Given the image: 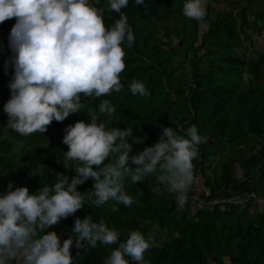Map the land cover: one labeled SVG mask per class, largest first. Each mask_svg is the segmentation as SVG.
<instances>
[{
    "label": "trees",
    "instance_id": "16d2710c",
    "mask_svg": "<svg viewBox=\"0 0 264 264\" xmlns=\"http://www.w3.org/2000/svg\"><path fill=\"white\" fill-rule=\"evenodd\" d=\"M205 1L207 16H212V20L197 44L199 21L184 14V0H144V4L129 0L121 12L127 16L135 40L131 46L125 45L121 91L101 97L82 96L81 111L71 113L62 122L53 120L44 133L29 135L7 126L3 106L10 98L9 81L14 68L9 63L6 71L5 61L12 57L8 36L15 17L0 22V192L7 191L11 182L13 187L27 186L31 193L44 184H54L58 172L69 178L75 175L73 167L63 164L68 145L62 137L67 125L76 120L88 122L89 113L109 121L110 127L132 126V135L144 138L142 143H133V152L157 141L164 126H173L184 134L194 123L204 137L199 155L193 160L194 175L203 174L204 164L211 157L220 159L219 168L213 169L214 176H204L208 192L203 194V200L192 196L191 187L183 208L178 205L176 194L153 174L137 183L126 178L125 189L134 202L130 206L118 204L119 210L112 211L114 201L97 206L88 199L93 186L89 178L77 186L85 195L84 207L50 226L61 243L68 236H75V218L89 214L94 221L103 217L110 227L116 228L120 241L136 229L147 236L152 226L173 233L171 240L151 244L145 252L150 264H264V207H254L255 201L264 197V49L250 57L243 51V37L251 38L244 31L247 6H242L237 14L241 19L238 28L229 8L231 0ZM98 6L104 8L106 27L120 18V13L108 10L107 0H100ZM159 30L167 42L158 36ZM172 37L178 38L175 45L170 44ZM179 47L183 49L179 57L188 60L190 76L172 84L178 68L170 63L178 56ZM245 75L249 76L247 82ZM133 80H142L150 95L133 94ZM105 99L116 109L110 116L99 112V104ZM257 139L262 140L259 148L254 147ZM20 142L24 145L22 159L32 169H38L36 174L13 162L10 150ZM107 162L106 159L103 163ZM236 164L241 169L240 176ZM155 184L160 186V192L153 191ZM235 196L245 200L235 201ZM190 201L198 205L194 210ZM117 246L98 242L94 248L87 243L76 248L73 244L70 251L74 264H103ZM13 264H17V259Z\"/></svg>",
    "mask_w": 264,
    "mask_h": 264
},
{
    "label": "clouds",
    "instance_id": "9594fccd",
    "mask_svg": "<svg viewBox=\"0 0 264 264\" xmlns=\"http://www.w3.org/2000/svg\"><path fill=\"white\" fill-rule=\"evenodd\" d=\"M100 0H0V22L15 17L8 45L12 51L9 63L14 73L9 81L10 98L4 104L7 126L21 135L44 133L53 120L64 121L82 108V96L101 97L123 88L120 73L125 68V45L135 40L127 16L121 9L129 0H107L108 10L120 13L111 27L103 19ZM144 4V0H136ZM183 12L188 18L206 17L205 0H184ZM133 94L149 96L142 80L130 84ZM115 106L107 99L99 112L109 116ZM90 120H76L64 129L62 142L64 166L74 168L75 175L59 173L52 185L44 184L29 192L27 186L0 192V264H74L70 249L117 244L103 264H150L144 254L151 247V235L131 230L126 240L102 217H76L72 231L61 243L50 226L84 207L85 195L77 186L89 178L93 181L88 199L95 205L114 201L130 206L134 197L125 189L126 178L137 183L149 175L169 192L176 194L183 208L194 180L193 160L204 142L193 123L184 134L173 126H164L159 139L133 152V143L143 137L132 135V126H109L96 113ZM132 137V140H129ZM107 159V163H103ZM131 161V163H129ZM95 165V167H94ZM135 165V166H133ZM37 172L33 170L32 174ZM39 230V233H38Z\"/></svg>",
    "mask_w": 264,
    "mask_h": 264
},
{
    "label": "rangeland",
    "instance_id": "374dc122",
    "mask_svg": "<svg viewBox=\"0 0 264 264\" xmlns=\"http://www.w3.org/2000/svg\"><path fill=\"white\" fill-rule=\"evenodd\" d=\"M221 1V0H220ZM234 1H239L240 3L236 4ZM247 6L248 7V14H247V25L244 27V31L250 35L251 38L245 39L243 37V44L245 46V49L243 50L248 57L250 56H256L258 52L262 51L264 49V0H231L229 2V8L232 10V14L236 17V23L239 28L240 24V17H237V14L240 12V9L242 6ZM205 7H206V1H205ZM212 20V16H207L199 21V26L200 29L198 31V40L196 43L198 44L200 42V39L202 35L205 33V31L209 27V23ZM169 22H172V20H169ZM162 31L159 30L157 32L158 36L161 37V39L165 42L168 40L165 38V34H161ZM178 41L177 37H172V41L170 42L171 45H175ZM183 49L179 47L178 49V56L174 57L171 60L170 65L171 66H177L178 71L176 72L174 79L172 80V84H177L179 79L181 78H189L190 76V68L188 66V60L185 57H179L180 54H182ZM178 60V62H177ZM244 82H247L249 79L248 75L244 76ZM262 143V140L257 139V143H254L255 148H259ZM24 145L22 142L20 143H15L12 149L10 150V154L14 156V161L17 164H21L25 169H31L35 170L36 172L38 171L37 168H33L29 165L28 161L25 159H22L24 152ZM227 150H224L223 154H226ZM219 157H211L205 164H204V172L203 174L198 173L196 176L194 175V180L191 185L193 188V197L196 198L197 200H203V194L205 192H208V189L204 186V176H210L213 177V169H218L219 168ZM14 163V164H15ZM16 165V164H15ZM209 165V166H208ZM15 170V169H14ZM236 173L238 176H240L241 169L239 166L236 164L235 166ZM19 181V180H18ZM152 189L154 192H160L161 188L159 185L155 184L152 186ZM6 192V191H5ZM235 201H244L245 199L235 196L233 198ZM200 202V201H199ZM196 202L190 201V206L191 210H194L198 205L195 204ZM254 207L257 210H261L264 207V197L262 199H257L254 203ZM152 229L150 230L149 234L151 235V244L153 246H156L158 244L164 243L166 241H169L172 239L174 234L166 231L165 229H161L156 226H152ZM17 264H20V259L19 257L17 258ZM210 264H214L211 262Z\"/></svg>",
    "mask_w": 264,
    "mask_h": 264
}]
</instances>
